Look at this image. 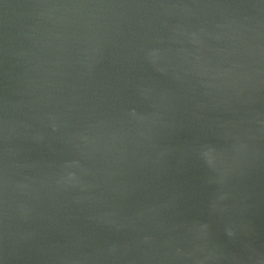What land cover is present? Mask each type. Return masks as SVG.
<instances>
[{
	"label": "water",
	"instance_id": "water-1",
	"mask_svg": "<svg viewBox=\"0 0 264 264\" xmlns=\"http://www.w3.org/2000/svg\"><path fill=\"white\" fill-rule=\"evenodd\" d=\"M0 264H264V0H0Z\"/></svg>",
	"mask_w": 264,
	"mask_h": 264
}]
</instances>
